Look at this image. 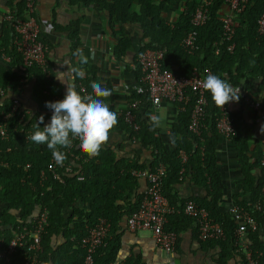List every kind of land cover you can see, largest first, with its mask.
<instances>
[{
  "label": "trees",
  "instance_id": "trees-1",
  "mask_svg": "<svg viewBox=\"0 0 264 264\" xmlns=\"http://www.w3.org/2000/svg\"><path fill=\"white\" fill-rule=\"evenodd\" d=\"M90 1L92 0H74L83 4ZM171 1L184 0H103L100 7L106 12L110 27L113 23L138 24L142 30V39L137 52L146 48L163 49L160 61L162 68L172 69L180 75H187L193 67L198 69L208 67L219 83L240 84L247 94H249L247 92L249 85L246 74L259 77L261 82H264V39L256 31L257 19L264 9V0H248L245 8L235 18L236 24L231 40L222 39L223 29L219 12L224 7V0L210 1L208 17L199 26H193L190 23L192 11L197 5L196 0H185V7L179 20L172 24L166 21L162 14ZM134 2L137 3V8L131 10ZM18 10L20 11L21 8ZM6 26L9 28L7 33L4 29L0 34V86L7 91L6 96L0 100V119L3 113L9 112L11 98L19 93L23 77L33 80L32 98L37 103V109L30 115L25 114L23 117L25 123L18 121L17 113L9 116L6 137L0 136V202L5 204L0 210V237L2 236L7 242L12 231L27 223L28 218L37 208H46L47 220L41 235L40 264H83L85 249L79 247L78 242L98 217H103L110 222L109 236L105 244L98 247L92 254L91 264H108L116 258L119 249L120 238L117 230L120 218L124 214L129 215L139 203L138 201L127 211L115 202L122 197L117 189L122 184H131L130 182L135 180L129 173V169L135 165L126 164L121 159L116 160L112 154L102 149H92V151L96 150V154L87 157L89 153L87 151L91 149V146L86 147L87 136L90 133L88 131L84 136L85 141L76 144L73 149L75 153H82L81 159L76 161L75 170L83 178L78 179L75 174L66 176L64 182H58L50 177L40 179V170L46 166L53 155L69 160L66 146L71 131L76 126L74 121L85 122V117L77 112L73 118L67 119L60 116L56 119L54 107L58 102L52 98L48 90L51 76L48 73L45 74L36 65L23 69L24 74L18 70L22 67L20 57L13 41L10 40L12 37L14 40L15 33L8 23ZM77 26V23L66 26L70 36H76ZM191 29L196 31L195 47L191 52H187L180 42ZM40 38L44 40L41 36ZM231 42L234 46L228 50L227 45ZM129 44L130 40L127 36H116L113 47L115 56L122 57ZM2 54H6L9 60H4ZM136 70L138 71L137 68ZM74 78L75 87L85 103L81 110L85 114L88 112V106L80 86H83L95 99L96 104L111 100L110 84L99 83L93 65L86 68L84 76L75 75ZM133 97L142 99L137 109L150 104L147 93L138 95L133 89L129 100ZM206 98L202 140H198L187 129L190 100L183 110L178 111L177 122L172 126L174 144L172 151L165 150L160 139L153 135L155 128L149 123V119L140 120L138 113L139 129L135 132L129 129L121 116L117 117V122L129 137L135 135L144 146L152 148L153 159L148 166L149 169L155 168L159 163L165 166L162 192L171 205L181 209L185 202L181 200L177 204L178 200L171 193V185L177 181L182 168L184 170L191 168L196 178L206 183L208 198L195 197L194 200L205 207L209 215L224 229L223 239L207 240L208 244L217 245L220 248L218 262L224 263L226 257L228 258L235 251L236 223L229 213L218 210V199L222 194V188L215 156L219 137L215 119L219 104L209 92ZM60 107L67 112L65 104H61ZM230 116L234 125L231 141L242 166L243 183L250 190L248 203H238L250 211L256 223L254 228L246 229L250 240L248 250L252 257L258 260V264H264V243L260 240L264 209L254 207L257 201L262 204L261 187L264 175L261 171L255 176L251 172L253 167L262 168L261 155L258 154L254 163H246V153L249 152V148L244 131L239 128L240 124L235 115L230 113ZM181 151L187 154L184 162L179 157ZM75 202L88 203V210L75 206ZM67 206H71L72 211L71 214L65 215L63 211ZM172 215L192 219L181 211ZM165 228L174 230L169 225ZM58 235L63 237V241L55 243L54 237ZM24 253V246L17 247L10 256L8 264H16ZM241 256L243 264H246L245 255L241 254ZM121 264L145 263L141 261L139 255H130Z\"/></svg>",
  "mask_w": 264,
  "mask_h": 264
},
{
  "label": "crops",
  "instance_id": "crops-1",
  "mask_svg": "<svg viewBox=\"0 0 264 264\" xmlns=\"http://www.w3.org/2000/svg\"><path fill=\"white\" fill-rule=\"evenodd\" d=\"M102 1L92 0L87 4L74 0L35 1V15L40 27V36L47 44L46 72L51 76L48 90L53 99L63 98L67 107V112H64L56 105L54 113L56 119L60 116L68 119L77 112L85 117V122L90 125L86 147L91 146V149L87 151L89 152L87 157L96 154V150L92 151V149H102L112 154L116 160L121 159L126 164L138 168L140 166L148 168L153 159L152 148L144 146L139 139L133 141L117 122L118 112L126 107L131 90L138 82L139 72L134 66V60L141 44L142 30L138 24L129 22L120 25L113 23L110 27L106 12L100 7ZM199 1L196 0L197 3ZM184 2L185 0L169 2L163 11V18L171 24L179 20L185 7ZM18 8L21 10L19 11ZM22 8L23 0H0V34L4 29L6 33L9 30L6 26L9 22L5 16L10 12L19 13ZM136 8L137 3L134 2L131 10ZM74 23L78 24V29L76 36L72 37L66 26ZM121 35L127 36L130 44L119 58L115 56L113 47L116 36ZM10 40L14 44L13 37ZM91 65L95 67L99 83L110 84L112 96L111 100H104L99 104L95 101L93 107L88 106V112L85 114L81 111L85 103L75 87L74 76H84L86 68ZM18 70L24 74L22 67ZM246 76L249 95L252 98L264 99V82H261V78L250 74ZM32 83L33 80L23 77L18 93L21 109L29 115L37 109V103L32 98ZM226 107L235 115L240 124H238L239 128L244 131L249 148V152L246 153V163L252 164L258 154L262 156L264 153V119L258 117L248 104L237 97H228ZM178 111V106L170 102H162L158 105L150 103L137 110L140 120L149 119V123L155 128L153 135L160 139L166 151L174 149L172 126L177 122ZM215 156L222 188V194L218 199V210L229 213L231 206H240L238 202L248 203L250 190L243 183L242 166L231 139L218 137ZM179 157L184 162L187 154L181 151ZM260 171L264 175L263 167L256 166L251 169L254 176L260 174ZM134 178L131 184L124 183L117 189L122 197L115 202L127 211L139 201L147 184L145 178ZM171 187V193L178 200L177 204L181 200H194L195 197L208 198L206 183L198 180L191 168L185 170L182 168L177 181ZM261 196L264 197V181ZM74 205L84 210L89 208L88 203L75 202ZM4 206L5 204L0 202V210ZM71 211V206H67L63 214H71ZM12 213L16 214L15 211ZM125 219L126 214L120 218L117 230L120 245L116 258L112 261L114 264H121L130 255H139L145 264H243L241 254L246 256L250 244L247 232L236 236L234 253L226 257L224 263H219L220 248L199 239L197 227L192 219L176 217L172 214L168 216L166 225L171 226L177 233L176 245L172 252H166L154 245L150 230H129ZM260 240L264 243L263 231L260 232ZM62 241L61 235L54 237L55 243Z\"/></svg>",
  "mask_w": 264,
  "mask_h": 264
},
{
  "label": "built area",
  "instance_id": "built-area-1",
  "mask_svg": "<svg viewBox=\"0 0 264 264\" xmlns=\"http://www.w3.org/2000/svg\"><path fill=\"white\" fill-rule=\"evenodd\" d=\"M35 1L23 0L21 12H10L5 16L10 27L14 31V46L19 54L22 69L36 65L44 73L47 72V44L40 38V27L35 15ZM211 0H200L192 11L190 23L193 26L202 25L208 17V5ZM248 0H224V7L219 12V19L222 23L224 40H231L236 16L245 8ZM257 33L264 39V9L257 19ZM196 31L191 29L187 32L180 44L187 52H191L195 47ZM234 44L231 42L227 49L231 50ZM163 49L146 48L136 53L134 66L139 71V79L134 89L136 94L147 93L152 105L162 102H170L178 105L179 110L191 100V108L187 129L198 140H202V128L206 116L207 92L211 93L219 104V111L215 119V127L219 136L231 139L234 134V125L230 112L226 107L228 97H237L239 100L248 104L260 117L264 119V99L252 98L247 94L240 84L218 82L212 71L208 67L198 69L193 67L187 75H180L172 69L162 68L161 59ZM3 59L9 57L2 54ZM20 89V88H19ZM86 104L89 107L95 105V100L80 86ZM6 89L0 86V100L6 96ZM191 94V96H190ZM57 106L64 104L63 98L56 100ZM142 102L140 97L131 98L126 107L118 112L123 122L133 132L139 129L137 121V107ZM19 114V122L25 123L23 117L25 113L20 107L18 94L11 98L10 110L3 113L0 119V136L6 137L7 119L13 114ZM71 116L69 118H73ZM68 118V119H69ZM76 126L71 131L66 152L69 160L52 156L44 168L40 170V179L50 177L58 182H64L65 177L77 174L76 161L81 159V154L74 152L76 144L85 141V134L89 131V123L74 121ZM133 141L138 140L135 135L130 136ZM260 164L264 168V153L260 158ZM165 166L159 163L155 168L131 167L129 173L134 177L146 179V187L143 190L138 206L126 216L125 224L129 230L148 229L152 233L154 245L166 252L174 251L177 233L174 230L166 229L165 225L168 216L181 211L192 218L197 227V234L200 240H221L225 237V232L221 224L215 221L208 210L197 204L192 199H187L181 209L171 205L167 197L162 192L163 174ZM78 179L83 177L76 175ZM255 208L264 209V197L262 204L257 201ZM236 223V236L246 233L247 227L254 228L256 223L254 217L243 206H231L228 210ZM28 222L17 230L12 231L11 237L5 242L0 237V264H8L10 256L17 247L24 246L25 253L16 264H40L39 254L42 251L41 235L47 220L46 208H37L35 213L28 218ZM264 232V220L260 226ZM110 222L103 217H98L96 222L88 228L86 234L78 242L79 247L85 249L83 264H91L92 254L96 249L105 244L109 236ZM246 264H258V260L252 257L248 250ZM108 264H114L110 262Z\"/></svg>",
  "mask_w": 264,
  "mask_h": 264
}]
</instances>
